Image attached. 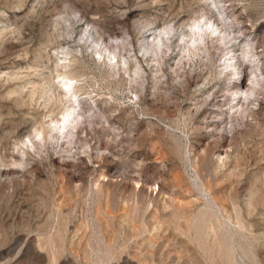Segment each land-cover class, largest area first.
<instances>
[{
    "label": "rangeland",
    "instance_id": "rangeland-1",
    "mask_svg": "<svg viewBox=\"0 0 264 264\" xmlns=\"http://www.w3.org/2000/svg\"><path fill=\"white\" fill-rule=\"evenodd\" d=\"M0 264H264V0H0Z\"/></svg>",
    "mask_w": 264,
    "mask_h": 264
},
{
    "label": "bare ground",
    "instance_id": "bare-ground-1",
    "mask_svg": "<svg viewBox=\"0 0 264 264\" xmlns=\"http://www.w3.org/2000/svg\"><path fill=\"white\" fill-rule=\"evenodd\" d=\"M201 19V18H200ZM198 20L194 23H192L191 25H189V29H187V27H182L179 29H159L157 31H155V36L152 40V44L151 47H158L161 45H164L166 43L165 38L166 35L168 34H177V33H181V32H192V36H191V40H190V47H196L199 46L200 44L205 43V39L207 38H211L212 36L214 38H218L220 41H226L229 39L230 36V29L227 25V23L221 24V27H223V29L218 27V22L217 20L211 21V20H207L205 23H202L201 20ZM220 23V22H219ZM193 28H196V31L193 30ZM228 38V39H227ZM114 44V43H113ZM115 46L119 47L120 46V42H118V40H116L115 42ZM167 44V43H166ZM109 45V44H108ZM229 60V64L234 60L236 64H240L243 62L242 60V56L240 54H235V52L233 51L231 56L228 58ZM235 63H233V65H229L231 67H235ZM245 65V64H244ZM234 69V68H232ZM233 72V71H232ZM241 77V76H240ZM67 86V85H66ZM245 88V87H244ZM244 91V90H243ZM254 94V88H249L246 89V91L239 96L240 99H243L242 96H246V97H250ZM251 98V97H250ZM78 106L74 105V103L71 104V106L64 112L62 113L63 118L62 119H58V121H55L51 124H55L54 127L56 129H62V130H66L67 128H70V126L77 120V118L81 115L80 112L78 111ZM58 129V130H59ZM36 138V137H34ZM34 138H31L30 136H27L28 142L32 145H34ZM24 143V142H23ZM26 143V142H25ZM24 143V144H25Z\"/></svg>",
    "mask_w": 264,
    "mask_h": 264
}]
</instances>
